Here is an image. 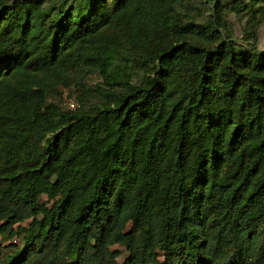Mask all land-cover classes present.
<instances>
[{
  "label": "trees",
  "instance_id": "1",
  "mask_svg": "<svg viewBox=\"0 0 264 264\" xmlns=\"http://www.w3.org/2000/svg\"><path fill=\"white\" fill-rule=\"evenodd\" d=\"M178 2L0 0V264H264V46Z\"/></svg>",
  "mask_w": 264,
  "mask_h": 264
},
{
  "label": "rangeland",
  "instance_id": "2",
  "mask_svg": "<svg viewBox=\"0 0 264 264\" xmlns=\"http://www.w3.org/2000/svg\"><path fill=\"white\" fill-rule=\"evenodd\" d=\"M107 1L110 2V0ZM252 1L253 4L248 9L241 6L242 3L245 7H248ZM259 4H261L259 0H179L176 7L181 14L180 20H184L183 23H188L187 20H192L201 25L202 23L213 22L219 29L218 31H221L223 35L232 36L238 43L246 45L247 42L253 39L252 35H255L254 39L257 40V44L263 47L264 17L260 15L258 10L254 13V16L251 14V11L257 9ZM206 24H203L204 29L206 33H210L211 27H206ZM86 81V84L91 87L102 86L101 79L97 74L89 75ZM82 95L83 93L73 86L63 87L58 85L50 89L46 97L48 101L68 109L77 107ZM43 198H46L45 195H42ZM27 223L28 220L23 221L21 226L25 227ZM23 235V231L10 237L7 234H0V244L4 246L12 243L21 246ZM111 248L118 251L117 261L121 264L128 255L125 246L118 243Z\"/></svg>",
  "mask_w": 264,
  "mask_h": 264
}]
</instances>
